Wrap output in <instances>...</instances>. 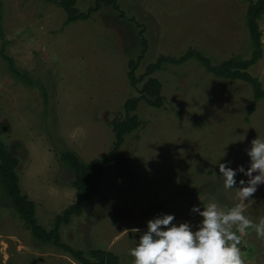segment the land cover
Masks as SVG:
<instances>
[{
	"label": "rangeland",
	"instance_id": "obj_1",
	"mask_svg": "<svg viewBox=\"0 0 264 264\" xmlns=\"http://www.w3.org/2000/svg\"><path fill=\"white\" fill-rule=\"evenodd\" d=\"M1 1L7 53L33 85L11 72L0 37V138L19 159L22 189L49 229L76 200L74 174L61 154L73 150L85 163L104 157L115 141L112 121L124 118L125 102L140 95L128 64L139 59L143 37L148 45L137 76L161 55L179 57L190 48L215 63L252 54L246 26L252 0H117L121 10L103 5L89 20L69 25L64 9L48 0ZM95 2L77 0V6L84 12ZM260 25L264 43V16ZM249 71L264 87V56ZM154 76L166 104H139L141 126L121 148L126 162L110 163L83 213L61 225L72 247L112 251L121 264H134L129 251L149 219L174 214L173 223L196 225L202 217L190 211L193 205L227 211L241 204L236 188L248 178L237 172L236 188L225 189L219 164L247 169L251 141L264 139V98L252 107L246 82L217 78L196 59L166 64ZM243 208L253 222L264 218V184ZM240 249L244 264H264V238L253 230L241 236ZM0 264L80 263L36 239L4 200Z\"/></svg>",
	"mask_w": 264,
	"mask_h": 264
},
{
	"label": "trees",
	"instance_id": "obj_2",
	"mask_svg": "<svg viewBox=\"0 0 264 264\" xmlns=\"http://www.w3.org/2000/svg\"><path fill=\"white\" fill-rule=\"evenodd\" d=\"M49 2L64 9L67 14L65 25L77 21L89 20L94 12L99 11L103 5L113 6L120 9L117 0H96L94 6L86 11H81L77 6V0H48ZM3 3L0 0V37L2 39L1 55L8 62L11 72L15 77L27 85H33V81L22 74L15 65L14 59L7 53L8 41L3 33ZM124 16L123 13H121ZM264 16V0H252L249 3L246 13V26L252 43V54L249 58L233 56L220 63H215L202 51L190 48L179 57L161 55L155 62L150 63L146 72L137 76V69L140 61L144 58L148 42L143 37V50L138 60L131 59L128 67V78L130 84L138 88L139 96L128 99L124 104L125 117L115 119L111 126L115 141L111 150L102 158H95L89 162H83L73 150H67L61 154V160L65 167L74 174L73 186L76 191V200L55 218V225L49 229L40 223L37 217L36 203L23 191L21 177L18 172L19 159L11 152L6 143L0 138V203L8 201L10 207L24 221L32 235L39 241L54 246L55 248L68 253L80 264H121L120 257L112 251L102 248L90 250L72 247L63 240L61 225L71 222L74 216H79L84 211L85 202L91 200L96 192L98 180L104 175L110 163L118 166L126 162L121 148L126 136L137 131L141 126V120L136 110L142 101L149 106L162 108L166 104L163 94L162 82L154 74L164 68L166 64L181 65L190 59H196L200 64L217 78L244 81L254 91V104L264 98V87L261 80L254 76L249 70L257 64L264 56L263 32L260 21ZM143 33V32H142ZM161 205L156 206V208Z\"/></svg>",
	"mask_w": 264,
	"mask_h": 264
},
{
	"label": "clouds",
	"instance_id": "obj_3",
	"mask_svg": "<svg viewBox=\"0 0 264 264\" xmlns=\"http://www.w3.org/2000/svg\"><path fill=\"white\" fill-rule=\"evenodd\" d=\"M247 154L250 158L247 169L243 165L234 169L219 164L225 189L236 188L237 172L248 178L247 182L241 179V187L236 188L241 204L227 211L220 210L215 203H209L203 210L193 205L190 211L202 217L196 225L187 221L173 223L174 214L149 219L146 230L129 251L134 264H244L241 236L251 229L257 238H264V218L253 222L243 208V202L264 184V139L259 136L253 139Z\"/></svg>",
	"mask_w": 264,
	"mask_h": 264
},
{
	"label": "crops",
	"instance_id": "obj_4",
	"mask_svg": "<svg viewBox=\"0 0 264 264\" xmlns=\"http://www.w3.org/2000/svg\"><path fill=\"white\" fill-rule=\"evenodd\" d=\"M258 189V188H257Z\"/></svg>",
	"mask_w": 264,
	"mask_h": 264
}]
</instances>
